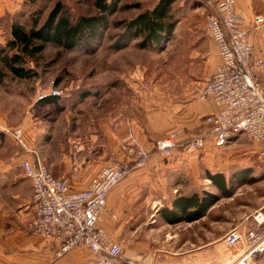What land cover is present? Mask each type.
Returning a JSON list of instances; mask_svg holds the SVG:
<instances>
[{
    "label": "rangeland",
    "instance_id": "1",
    "mask_svg": "<svg viewBox=\"0 0 264 264\" xmlns=\"http://www.w3.org/2000/svg\"><path fill=\"white\" fill-rule=\"evenodd\" d=\"M57 1L71 17L97 12L95 0H36L34 4L25 2L18 21L29 29L33 14L41 24ZM156 2L121 0V7L108 17L109 24L99 43L73 49L47 44L42 52L24 61V66L33 71L31 78H17L0 63V127L22 128V124L32 120L33 132L40 141L52 140L67 131L75 140H81L101 134L103 124H113L114 120L132 118L141 126L146 111L154 107L148 101L150 98L167 100L170 108L196 98L195 88L203 84L219 62L217 46L205 27L210 9L199 0L172 3L171 16L176 24L165 43L140 48L138 38L121 50L111 49L115 36L123 30L115 22L129 20L151 9ZM126 4L138 7H123ZM3 36L5 44L8 32ZM14 51L10 49L9 53ZM51 87L63 92L57 102L38 100ZM0 137L9 144L4 149L9 167L7 176L0 180V210H7L11 221L17 214L29 211L30 186L15 160L17 145L8 133L0 132ZM196 159L199 168L189 170L191 175L179 181L185 191L193 190L201 196L212 192L218 195V201L203 217L192 222L168 223L161 211L156 213L152 209L143 216L127 218L120 233L122 247L132 248L134 238L145 241L150 232L164 226L167 233L154 234L178 236L180 244L167 250L181 253L177 256L164 253L168 260H176L178 264H232L243 254L245 242L227 246L222 237L234 226L246 222V227L251 225L252 215L264 206V167L244 134L231 138L223 146L208 145L197 153ZM209 173L224 178L226 193L212 184ZM242 178L247 181L239 182ZM29 203L33 212L32 192ZM249 264H264V252Z\"/></svg>",
    "mask_w": 264,
    "mask_h": 264
},
{
    "label": "crops",
    "instance_id": "2",
    "mask_svg": "<svg viewBox=\"0 0 264 264\" xmlns=\"http://www.w3.org/2000/svg\"><path fill=\"white\" fill-rule=\"evenodd\" d=\"M199 1L209 7L207 2ZM25 2L28 1L0 0V44H4L3 35L7 34L11 21L19 18L21 7ZM235 6L243 20V26L249 30V39L256 55L264 57V26L256 29L253 25L255 15L260 14L264 17V0H235ZM258 77L263 83L264 72H260ZM148 101L154 107L146 111L141 126H138L132 118L119 119L114 120L112 125L104 123L103 131L99 135L93 134L75 140L67 134L70 131H67L45 142L36 137L31 120L21 125L23 137L27 144L36 149L41 160L55 177L65 178L73 189L81 190L89 184L102 166L112 162L130 163V158L119 148V139L127 131L132 132L138 142L152 152L155 140L172 130L179 131L177 140L181 144L201 134L200 132L207 134L209 125L206 124L205 117L219 109L212 99L200 100L197 97L183 104H177L175 108H170L169 102L164 99L150 98ZM6 141L0 137V180L7 176L9 167L4 150L9 145ZM251 143L257 155V146ZM208 145L216 146L211 134L205 136V144L201 149H205ZM201 149L183 151L181 148H176L167 158L156 157L152 153L144 166L131 169L116 186L110 189L106 195L105 210L98 223L107 232L110 240L121 245L120 233L127 218L143 216L145 211L147 213L151 209L159 213L164 207L170 208L173 199L177 196L191 195L194 191H185L183 183L179 180L191 175L189 170L199 168V160L196 157ZM20 154L21 151H17L16 147L15 160L17 159L19 167ZM28 185L30 186L27 196L28 212L22 213L23 215L17 214L16 219L10 221L8 211L0 210V264H98V256L86 247H76L58 255L59 245L56 241L31 232L29 221L34 206L32 212L29 203L32 187L29 180ZM149 206L152 208L148 209ZM245 224L237 227L244 229ZM167 231L161 226L150 232V238L145 241L134 238L132 248L129 249L122 247V244L121 258L135 259L142 264H178L176 260H168L167 255L164 254L167 252L177 256L181 253L167 250L174 249L180 244L178 236L175 234L159 237L154 234L167 233ZM143 250L148 251L143 252Z\"/></svg>",
    "mask_w": 264,
    "mask_h": 264
},
{
    "label": "built area",
    "instance_id": "3",
    "mask_svg": "<svg viewBox=\"0 0 264 264\" xmlns=\"http://www.w3.org/2000/svg\"><path fill=\"white\" fill-rule=\"evenodd\" d=\"M210 7L205 16L208 36L215 42L220 62L214 72L195 88L200 100L212 99L219 109L205 117L207 134L214 144L223 146L231 138L244 134L257 146V158L264 167V82L258 74L264 72V57L255 53L249 30L237 13L235 0H202ZM254 28L264 26V17L254 16ZM62 90L50 88L38 100L62 96ZM1 126V125H0ZM8 133L19 150L20 168L32 187L33 215L29 227L33 234L53 239L59 245L58 255L76 247H86L98 256V264H142L135 259L121 258L122 248L110 240L98 223L105 210L106 195L133 168L145 165L150 155L167 158L172 150L201 149L207 134H198L181 144L178 130H172L155 140L152 152L146 150L132 132L122 134L120 149L130 158L129 164L108 163L81 190L72 188L65 178L55 177L43 163L37 151L23 137L20 126L0 127ZM251 225L229 229L222 237L227 246L239 241L246 249L232 264H249L264 252V206L252 215Z\"/></svg>",
    "mask_w": 264,
    "mask_h": 264
},
{
    "label": "trees",
    "instance_id": "4",
    "mask_svg": "<svg viewBox=\"0 0 264 264\" xmlns=\"http://www.w3.org/2000/svg\"><path fill=\"white\" fill-rule=\"evenodd\" d=\"M27 1L32 4L36 2ZM174 1L157 0L151 9L143 10L129 20L115 22L116 25H121L123 30L115 36L111 49L121 50L138 38L137 46L140 48L165 43L172 36L176 24L171 16V5ZM120 2L121 0H95L96 13L71 17L66 7L57 1L41 24L33 14L29 29L18 19L11 21L8 38L5 44H0V63L17 78L33 77L32 69L24 66L26 58H32L42 52L49 43L64 49H73L90 45L92 42H101L109 24L108 17L121 7ZM123 7H138V4H126ZM10 49L16 51L9 53ZM44 101L56 103L57 98L48 97L41 102ZM208 178L220 192L228 191L221 175L209 173ZM246 181L243 178L239 180L241 183ZM218 199V195L212 192H204L202 196L197 193L177 196L170 208L161 209V214L168 223L192 222L203 217Z\"/></svg>",
    "mask_w": 264,
    "mask_h": 264
}]
</instances>
